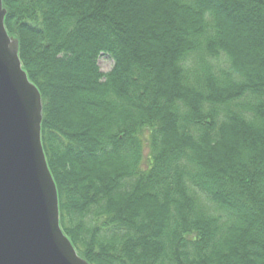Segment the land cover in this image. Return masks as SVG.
Instances as JSON below:
<instances>
[{
	"label": "trees",
	"instance_id": "16d2710c",
	"mask_svg": "<svg viewBox=\"0 0 264 264\" xmlns=\"http://www.w3.org/2000/svg\"><path fill=\"white\" fill-rule=\"evenodd\" d=\"M3 2L80 256L264 264V0Z\"/></svg>",
	"mask_w": 264,
	"mask_h": 264
},
{
	"label": "water",
	"instance_id": "95a60500",
	"mask_svg": "<svg viewBox=\"0 0 264 264\" xmlns=\"http://www.w3.org/2000/svg\"><path fill=\"white\" fill-rule=\"evenodd\" d=\"M0 0V264H89L60 227L44 153L42 97L19 58Z\"/></svg>",
	"mask_w": 264,
	"mask_h": 264
},
{
	"label": "rangeland",
	"instance_id": "374dc122",
	"mask_svg": "<svg viewBox=\"0 0 264 264\" xmlns=\"http://www.w3.org/2000/svg\"><path fill=\"white\" fill-rule=\"evenodd\" d=\"M215 64H217V62H215ZM99 65L103 73H108L112 70L114 63L107 57H103L100 59ZM220 66L222 65H218L216 69L218 70Z\"/></svg>",
	"mask_w": 264,
	"mask_h": 264
}]
</instances>
